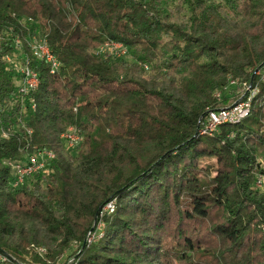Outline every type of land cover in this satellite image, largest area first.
<instances>
[{
  "label": "trees",
  "instance_id": "16d2710c",
  "mask_svg": "<svg viewBox=\"0 0 264 264\" xmlns=\"http://www.w3.org/2000/svg\"><path fill=\"white\" fill-rule=\"evenodd\" d=\"M160 2L0 0V253L46 264L34 248L54 261L102 220L76 264L188 261L207 236L230 264L264 255V0ZM34 36L56 73L31 54ZM15 38L39 75L23 96L6 59ZM106 41L127 55L98 52ZM236 79L257 88L248 115L200 134ZM68 126L82 136L75 154ZM44 149L55 156L14 186L9 163Z\"/></svg>",
  "mask_w": 264,
  "mask_h": 264
},
{
  "label": "built area",
  "instance_id": "2783aa9c",
  "mask_svg": "<svg viewBox=\"0 0 264 264\" xmlns=\"http://www.w3.org/2000/svg\"><path fill=\"white\" fill-rule=\"evenodd\" d=\"M14 44L17 50H21L22 43L17 38L14 41ZM21 44V47H20ZM29 50L31 54L42 61L49 67L50 73H56V71L60 68V61L57 56L52 52L49 48L46 38L43 36H34L28 42ZM98 52L106 55H110L112 57H121L127 55V48L119 41H106L101 44L98 49ZM21 53V61L16 64L17 58L14 54L7 56L6 59L12 64V67L22 76L21 83L18 88L20 95H27L29 92L35 90L39 84V75L37 71L30 67L29 58L22 51ZM234 80H231L233 83ZM257 92V88L251 89L249 96L242 99L240 102L234 101L231 104L226 106H220L215 109H212L208 112L207 120L201 126L199 133L200 134H212L220 124L223 123H236L239 122L242 118H244L249 113L250 108V99ZM29 108H34L33 100H30ZM3 136L6 137V134L3 133ZM64 146L67 149H72L76 147L82 139V136L77 132L74 126H68L67 129L60 135ZM55 155L51 150H38L35 153L30 154L26 158V162H13L9 163V165L15 171V177L13 180L14 186H19L24 183L26 177L31 173L42 169L45 167V161L49 158H53ZM114 210L113 201H109L100 212L110 213ZM101 223V222H100ZM98 228V226L96 227ZM96 232V229L95 231ZM99 234L95 233V236Z\"/></svg>",
  "mask_w": 264,
  "mask_h": 264
},
{
  "label": "rangeland",
  "instance_id": "374dc122",
  "mask_svg": "<svg viewBox=\"0 0 264 264\" xmlns=\"http://www.w3.org/2000/svg\"><path fill=\"white\" fill-rule=\"evenodd\" d=\"M177 1L178 0H161L160 2L161 9H163V11L166 13L169 9H172L175 6ZM16 39L17 38H15V40ZM20 47H21V44H20ZM19 51H22V49L21 50L19 49L17 50V52L14 53V56L17 58V60H15L16 64L20 63L19 61H21V53ZM251 88L252 86L250 84H247L243 81L236 79L234 80L233 83H231L230 81L229 85L226 88H224L223 92H221L220 95L225 94L227 96V101L229 102L228 104H231L234 101L240 102L242 99L246 98V96H249V93L251 92ZM219 104L222 105V102H220ZM249 111H250V108H249ZM217 131H218V127L213 133ZM207 135H210V134H207ZM77 148L75 149L74 147V149L73 148L69 149L67 152H70V154H75L77 151ZM26 158L27 157H24V159ZM255 186L256 187L261 186L258 179L256 180ZM113 203L115 205V201ZM104 224H105L104 221L103 222L102 220L98 221V223L94 225L95 228L94 229L92 228V230L88 232L83 242H76V241L72 242L70 247L65 249L63 251V254L59 258H56V260L54 261L48 257V251L44 246L43 247L41 246L37 249L34 248L33 251H36L42 257V259L45 260L46 264H76L77 262L76 256L80 254V251L82 250L84 245L88 246L91 243L97 241L99 237L95 236V233L101 234L105 226ZM97 226L98 228H96ZM95 229H96V232H93L95 231ZM178 233L179 232H177V234ZM257 238H259V236H257ZM200 240H203V239L201 238ZM168 243L173 244L172 237L171 239L168 240ZM254 245H255L254 243L250 244V246H254ZM214 246H215V242L211 241V239H209V236H207L204 239V241L200 242V245L196 246L199 248H203V250H207V253L204 254L202 252L203 250L201 252L195 251L192 257L191 255L192 253L189 252L190 260L188 261H177L176 260V261H172V264H230V261L234 263L233 261L234 257L233 256L230 257V254L228 251L223 253L221 258L218 257L219 255H216V254L211 256V250L213 249ZM255 246H256V249L259 248L258 244H256ZM253 252L254 251H251L252 253L251 255L254 254ZM8 261H15L17 264H27V262L31 263L30 256L27 254L23 257V259L18 260L14 258L12 255H10L9 253H0V264L4 262H8ZM263 263H264V255H262V257H260L259 255H254L248 262V264H263Z\"/></svg>",
  "mask_w": 264,
  "mask_h": 264
}]
</instances>
